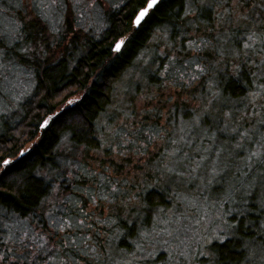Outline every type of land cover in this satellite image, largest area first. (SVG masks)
<instances>
[{"label": "trees", "instance_id": "obj_1", "mask_svg": "<svg viewBox=\"0 0 264 264\" xmlns=\"http://www.w3.org/2000/svg\"><path fill=\"white\" fill-rule=\"evenodd\" d=\"M256 2L248 0V3ZM183 3L184 0H163L160 10L150 14L137 28L130 18L143 0H122L118 7L105 13L106 26L98 37L90 30L81 29V36L75 33L74 18L70 15H66L62 28L54 33L48 23L38 19V12L32 17L25 9L14 11L12 5L9 7L14 14L11 10L4 11L12 17L15 32L13 38L0 34V50L3 52L0 67L17 63L31 69L34 87L15 109L0 112V157L13 161L8 166L7 175L0 173L3 176L0 183V253H6L8 248L15 251L19 247L8 239L9 230L3 226L7 224L15 226L11 231L17 236H23L27 231L30 235L39 233L48 241L43 250L33 253L35 259L29 256L27 261L19 264H127V258L131 257L140 261L144 245L152 242L159 225L172 223L193 211L194 205L207 211L205 203L213 202L212 207L218 206L219 214L224 211L226 217L223 238L205 246L208 255H203L201 264H264V259L254 254L258 250L256 246L264 248V212L251 201L245 204L241 200L234 189V167L223 173L208 174L207 168L194 173L196 164L191 161L202 157L204 164L212 166L209 169L213 171L217 164L215 153L229 137L228 133H221L215 127L213 121L218 113L212 111L209 116L203 111L211 99L209 77L200 76L188 85L177 82L167 73L159 74L163 72L160 66L170 63L169 53L179 62L187 56L189 40L204 39L218 46L216 37L221 34V29L217 26V13L226 10L227 0L223 8L217 3L216 8L198 18L184 17ZM248 3H245L246 10ZM70 32L74 33L65 44ZM156 34L167 35L171 43H166L167 49L163 48L162 54L154 53L152 63L144 62L147 66L154 62L158 64L142 68L145 89L138 92L139 97L154 98L156 90L159 93L169 85H173L172 89L176 91L168 96L160 93L155 105L148 103L152 108H147L145 117H132L137 125L142 121L147 123L148 114L153 113L150 118L153 127L161 125L165 119L167 123L163 126L167 133L163 139L150 145L142 157L144 163L139 167L133 156L131 165L112 173L116 179L129 180L125 190L133 194L144 193L140 202L142 206L135 201L121 204L120 200L127 202L129 196H122L115 204L99 198L93 202L84 191L76 192L73 185L97 195L92 189L99 181L85 176L84 169L102 166L99 160L92 159L97 155L100 143L99 119L107 113L115 114L116 82ZM119 40H124L125 44L117 52L114 43ZM58 51L60 53H56ZM201 55L206 63L220 69L216 73L217 80L225 81L223 86L227 90L224 95L229 106L224 111H247L249 117L255 111L264 116V65L257 68L252 60H248L246 65L241 63L243 71L236 77L232 73L239 61L234 62L227 53L221 58L218 53L205 50ZM252 59L259 62L256 56ZM141 83H136V90L141 88ZM138 93L133 94L138 96ZM68 100L74 103L68 104ZM197 117L200 126L193 128L190 122ZM45 121H48V127L44 126ZM185 122L189 124L181 126ZM145 123L141 126L144 127ZM242 123L248 126L247 121ZM82 128L87 134L81 131ZM201 129L209 135H204ZM85 149L86 152L82 151ZM173 151L179 158H184L185 154L189 158L185 159L187 168L180 169L188 172L187 176L168 178L157 170L169 160V153ZM77 161L83 165L79 180L75 167L65 168L69 162L75 165ZM58 170L64 172L62 179L56 178ZM48 176L52 179L48 180ZM49 184L51 187H46ZM66 197H72L82 207L88 201L85 211L90 212V218L85 223L91 224V228L75 229L70 236L79 247L61 243L68 233L61 232L56 236L52 217L48 215L53 212L54 216L63 215L67 219L74 204H68ZM193 197L198 199L196 204L191 201ZM72 215L84 218L78 210ZM87 236H91V240L84 243L82 238ZM26 243L32 249V243Z\"/></svg>", "mask_w": 264, "mask_h": 264}, {"label": "snow or ice", "instance_id": "obj_2", "mask_svg": "<svg viewBox=\"0 0 264 264\" xmlns=\"http://www.w3.org/2000/svg\"><path fill=\"white\" fill-rule=\"evenodd\" d=\"M83 2L84 0H76L77 5ZM56 3L57 0H51V3L46 6L52 8ZM162 3L163 0H143L141 7L133 13L130 19L139 28L150 14H154L160 10ZM217 3L223 8L225 0H184V17L198 18L209 9L216 8ZM245 3H248V0H227L226 10L217 13V26L221 29V34L216 37L218 46L212 45L210 41L204 39L189 40L186 49L187 56H184L180 60L181 66H176L177 57L169 53L170 63L167 66L161 65L160 67L163 68V72L159 74L164 75L167 73L177 79V82L183 81L188 85L196 82L200 76L209 77L211 83L209 94L211 99L207 102L203 111L209 116L212 115V111L217 112L218 115L213 121L215 127L221 133L229 134L228 142L224 143L215 153L217 164L214 165L213 172H228L230 168L234 167L236 173L234 176L235 191L240 195L241 200L245 204L251 201L264 212V116L255 111H253L251 117L248 116L247 111L243 113L238 109L224 111L229 106V101L224 95L227 90L223 86L225 81L217 80L216 73L220 69L216 68L215 65L206 63L205 57L201 55V53L207 50L210 53L216 52L223 58L227 53L234 62L239 61L235 63V70L232 73L236 77L243 71L241 63L246 65L248 60H252V63L257 68L264 65V0L248 3L247 10L245 9ZM44 4L45 0H40L36 4V7L40 8ZM236 5H239V7H236ZM116 6L118 7L119 5ZM86 7L93 10L97 9L98 0H88ZM38 19L45 24L51 21L49 15L42 13H38ZM54 30L58 29L54 28ZM124 44V40H119L115 43L114 50L120 52ZM0 55H3V53L0 52ZM253 56L259 59L258 63L257 60L252 59ZM241 57L244 59L241 60ZM213 101H215V104H213ZM73 103L74 101L68 100V104ZM242 121H247L248 126L242 123ZM190 123L193 128H199V117ZM221 125L223 126L221 127ZM44 126L48 127V121L44 122ZM81 131L87 134L85 129L82 128ZM98 131L100 132V143L97 148V155L93 156L92 159L99 160L102 166L98 169L91 166L89 169H84L85 176L99 181L97 187L92 189V191L97 192V195L93 196L88 190L82 189L78 185H73L74 190L76 192L84 191L88 194L89 200L93 202L99 198L100 200L107 201L109 204H115L116 200L122 196H129L130 200L126 202L121 199V204L127 205L135 201L137 205L142 206L140 202L143 199L144 193L138 191L133 194L125 190L124 186L129 184V180L127 178L116 179L112 173L113 170L120 172L126 165H131L133 163V156L142 158L148 152L150 145L164 138L167 128L159 124L153 127L147 123L144 124V127H138L134 122V118L129 113L123 109H118L115 114L110 115L101 124ZM201 132L204 135H209L203 129H201ZM91 135H96V133H91ZM212 138H215L214 134H212ZM82 151L86 152L87 149ZM20 155L23 156L24 153L21 152ZM185 159H189L186 154L184 158H179L175 152L169 153L168 163H164L163 167L157 170L164 177H183L185 172L180 169L182 167L187 168ZM0 162L3 165L0 168V173L7 175L8 166L13 164V161L0 157ZM191 162L195 163L197 167L200 166V162ZM140 163L141 160L137 159L136 166L139 167ZM68 167H75L77 171L76 179L79 180V172L83 168V165L79 161L75 165L69 162L65 165V168ZM194 170L190 169L189 171ZM63 177L64 172L59 171V175L56 178L62 179ZM47 179L51 180L52 177L48 176ZM2 182L3 176H0V183ZM46 187H51V185H46ZM65 200L68 204H74V208L68 212L67 219L63 215L54 216L53 212H49L48 215L52 217V224L55 225L54 234L56 236L61 232L68 233L67 236L61 239V243L79 247V245H76L75 240L70 239V236L75 229L83 230L84 228H91V224L85 223L90 218V212L85 211L88 201H85L82 207L79 203L73 201L72 197H66ZM77 210L83 215V219L79 218V215H72ZM3 226L9 230L8 239L12 245H19V247L15 251H13V248H8L6 253H0V264H13L14 261L19 264V262L27 261L29 256L35 259L33 253L38 249L43 250L45 244L48 243L47 239L39 233L30 235L25 231L23 236H17L11 231L15 227L14 225L5 224ZM82 239L84 243H87L91 240V236ZM217 239H220V237H217ZM26 241L32 243V249H29ZM92 252L95 253L96 249L93 248ZM97 256H99V253H97Z\"/></svg>", "mask_w": 264, "mask_h": 264}, {"label": "rangeland", "instance_id": "obj_3", "mask_svg": "<svg viewBox=\"0 0 264 264\" xmlns=\"http://www.w3.org/2000/svg\"><path fill=\"white\" fill-rule=\"evenodd\" d=\"M39 2L40 0H0V34L13 38L15 32V26L11 21L12 17L9 13L4 11L11 10V13L14 14L13 9L14 11H16V9H25V12H31L32 17L34 13L37 12L49 15L51 21L48 24L54 33L62 28L61 23L64 21L66 15H70L72 19L74 18L73 27L75 33L81 36V29L86 31L90 30L91 34L98 37L99 34H101V29L106 26L105 13L116 5H119L122 0H98V7L95 10L86 7L88 0H84L80 5L76 4V0H57V3L53 5L52 8L46 6L51 3V0H45V4L37 8L36 4ZM9 5L14 6V8L10 9ZM54 28L58 30H54ZM74 32L68 34L64 42L65 44L69 42ZM117 42L118 41L115 43ZM167 42L171 43L167 35L156 34L151 40V44H149L139 57L134 59L133 64L129 66L131 68L126 70L116 82L115 96L117 99L114 105L116 109L115 113L118 109H123L133 117L138 116L143 118L147 115V108H152V106H148V103L155 105V103H157V96L160 93H164L165 96L174 95L176 90L174 88L172 89L173 85H169L166 90L161 89L159 93L158 90H156L154 92L156 97L154 98L149 96L148 99H144L139 97L138 93L145 89V87L143 88L142 68L156 67L158 64L154 62V64L147 66L144 62L147 61V64L152 63L156 54H162L164 52L163 48H166ZM156 51L157 53L154 54ZM0 52L2 51L0 50ZM56 53L60 52L58 51ZM176 66H181L179 61H176ZM32 73L31 69L17 63H9L7 67H0V112L15 109L17 104L31 93L34 87ZM136 83H141V88L136 90ZM135 92L138 93L136 94L138 96L133 94ZM109 115L110 113H107L99 119V129L101 124L108 119ZM148 115L150 118L154 116L153 113H149ZM150 118L147 119L146 122L153 126ZM143 123L145 122L142 121L140 124H137V126L143 127L141 126ZM165 123H167L165 119H162L160 122L161 125H165ZM185 123L181 126H186L188 122ZM134 159H140V164L144 163L142 160L143 158H136L134 156ZM168 161H166V163H168ZM197 162H200V166H196V170L194 171L195 174L197 171H201L202 168L203 170L207 168L206 173L208 172V174L215 173L209 169V167L212 166L204 164L203 159ZM94 164L96 165L97 163L94 162ZM169 175L171 176V174ZM185 175L187 176L188 172H185ZM171 178H173V176H171ZM197 200L196 197L191 198V201L195 204ZM205 204L207 211H203L204 209L199 205H194L195 209L193 211L186 213L172 223L159 225L160 227L157 228L152 242L149 241L144 245L145 249L142 253L143 256H140L143 259L137 261L136 257L127 258L129 262H127V264H201V258L207 254V247L205 248V246L214 240H221L223 238L222 232L224 231V220H226L224 211L221 215L219 214L220 208L218 206L212 207L213 202H206ZM217 237H220V239H217ZM255 248L258 250H256L254 254L264 259L263 246H256ZM254 254L251 253V256Z\"/></svg>", "mask_w": 264, "mask_h": 264}]
</instances>
